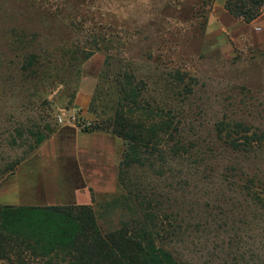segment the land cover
Instances as JSON below:
<instances>
[{
	"label": "rangeland",
	"instance_id": "rangeland-1",
	"mask_svg": "<svg viewBox=\"0 0 264 264\" xmlns=\"http://www.w3.org/2000/svg\"><path fill=\"white\" fill-rule=\"evenodd\" d=\"M225 2L0 0V59L10 56L4 44L15 37L12 27L60 47L59 57L67 49L94 48L82 67L67 68L68 84L43 89L46 125L55 132L62 126L95 131L107 129L120 110L135 118L166 114L185 150L169 155L164 174L150 164L132 168L128 179L153 189L164 208L179 213L174 224L180 232L167 240L170 249L187 264H264V13L246 23ZM130 82L137 101L127 90ZM78 96L85 108H75ZM62 113L90 125L68 117L61 123ZM24 150H7L8 160ZM20 165L0 177V189L16 182ZM80 168L65 173L84 175ZM33 179L43 194V179ZM102 204L94 206L104 230L133 216L127 206L106 212Z\"/></svg>",
	"mask_w": 264,
	"mask_h": 264
},
{
	"label": "trees",
	"instance_id": "trees-1",
	"mask_svg": "<svg viewBox=\"0 0 264 264\" xmlns=\"http://www.w3.org/2000/svg\"><path fill=\"white\" fill-rule=\"evenodd\" d=\"M225 9L251 23L264 13V0H226ZM34 34L23 27L10 28L9 35L15 37L4 44L10 56L0 59V177L14 171L55 132L46 125L49 114L43 89L52 83L68 84L67 68L82 67L94 51L88 46L71 48L59 57L60 47L30 37ZM127 90L137 101L139 93L131 82ZM152 115L135 118L120 110L104 127L126 142L119 172L125 192L102 205L106 212L127 206L131 219L104 230L99 223L102 212L94 205L0 204V264H187L167 243L180 232V225L174 224L179 213L164 208L153 189L128 179L132 168L150 164L164 174L161 170L169 155L185 150L173 119ZM84 131L95 132L89 127ZM17 148L25 150L9 161L7 150Z\"/></svg>",
	"mask_w": 264,
	"mask_h": 264
},
{
	"label": "crops",
	"instance_id": "crops-1",
	"mask_svg": "<svg viewBox=\"0 0 264 264\" xmlns=\"http://www.w3.org/2000/svg\"><path fill=\"white\" fill-rule=\"evenodd\" d=\"M84 101L78 96L75 108H85ZM125 149L126 142L112 133L87 132L78 127L62 126L32 157L21 163L15 175L16 182L0 189V204L94 205L109 201L123 193L119 172ZM76 166L78 170L82 167L84 175L78 172L77 176L71 177L65 173ZM99 168L102 171L98 172ZM107 169H112V172ZM35 175L43 179V194L41 184H36L33 179ZM25 185L27 188H24ZM53 186H57L56 191ZM83 196L89 199H81Z\"/></svg>",
	"mask_w": 264,
	"mask_h": 264
},
{
	"label": "built area",
	"instance_id": "built-area-1",
	"mask_svg": "<svg viewBox=\"0 0 264 264\" xmlns=\"http://www.w3.org/2000/svg\"><path fill=\"white\" fill-rule=\"evenodd\" d=\"M68 117L67 119L70 121V123L77 125V124H81V125H85V126H89L90 122H83V119H79L76 115H70V113H62L60 115H58V119L61 123L65 122V118Z\"/></svg>",
	"mask_w": 264,
	"mask_h": 264
}]
</instances>
